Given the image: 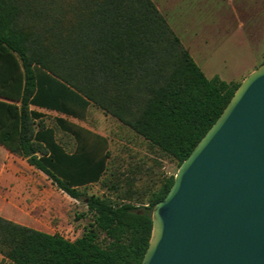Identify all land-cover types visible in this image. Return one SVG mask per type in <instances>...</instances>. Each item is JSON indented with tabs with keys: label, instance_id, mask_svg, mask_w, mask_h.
I'll use <instances>...</instances> for the list:
<instances>
[{
	"label": "trees",
	"instance_id": "trees-1",
	"mask_svg": "<svg viewBox=\"0 0 264 264\" xmlns=\"http://www.w3.org/2000/svg\"><path fill=\"white\" fill-rule=\"evenodd\" d=\"M240 82L208 79L152 0H0V144L25 158L91 221L68 241L0 217L9 264H140L153 206L84 194L108 170L105 137L80 129L68 155L30 106L83 119L92 105L181 162L220 116ZM38 120V121H35Z\"/></svg>",
	"mask_w": 264,
	"mask_h": 264
},
{
	"label": "water",
	"instance_id": "water-1",
	"mask_svg": "<svg viewBox=\"0 0 264 264\" xmlns=\"http://www.w3.org/2000/svg\"><path fill=\"white\" fill-rule=\"evenodd\" d=\"M151 221L140 264H264V63L181 162Z\"/></svg>",
	"mask_w": 264,
	"mask_h": 264
},
{
	"label": "rangeland",
	"instance_id": "rangeland-1",
	"mask_svg": "<svg viewBox=\"0 0 264 264\" xmlns=\"http://www.w3.org/2000/svg\"><path fill=\"white\" fill-rule=\"evenodd\" d=\"M175 5L167 20L183 44L195 47L201 62L194 60L208 76L241 82L264 63V0H176ZM86 116L85 127L108 140V170L100 182L80 190L116 201L127 197L136 206H146L150 194L176 173V161L100 109L91 106ZM54 118L53 113L46 114L44 126L54 125ZM65 199L66 222L71 227L54 231L74 241L92 218L83 198ZM0 264L9 263L0 256Z\"/></svg>",
	"mask_w": 264,
	"mask_h": 264
},
{
	"label": "crops",
	"instance_id": "crops-1",
	"mask_svg": "<svg viewBox=\"0 0 264 264\" xmlns=\"http://www.w3.org/2000/svg\"><path fill=\"white\" fill-rule=\"evenodd\" d=\"M152 1L167 20L166 14L170 13V7L173 8L176 0ZM167 23L169 24L168 20ZM169 26L174 31V28L170 24ZM174 33L177 35L175 31ZM178 38L182 43L181 38L179 36ZM182 45L188 50L193 60L196 59L198 63L201 62L197 58L198 53L195 51V47L190 48V42H184ZM204 75L208 79L215 77L211 74L208 76V74L204 73ZM237 79L225 82H237ZM91 106L92 105L87 108L83 119L35 106H30L29 109L42 115L38 120H41L43 124L46 114L53 113L55 115L54 125H45V128H49L53 131L55 142L68 155H73L76 154L79 149L76 137L82 135L80 129L95 133L84 125V120H86L87 117L86 114ZM59 137L62 138V141L59 140ZM81 188L83 187H80V189ZM66 196L65 193L58 190L51 183L46 175L29 165L25 158L10 152L6 147L0 144V217L45 233L58 234L56 233L57 230L71 227L67 226L66 222L67 215L64 208ZM68 198L76 202V200L69 196Z\"/></svg>",
	"mask_w": 264,
	"mask_h": 264
},
{
	"label": "built area",
	"instance_id": "built-area-1",
	"mask_svg": "<svg viewBox=\"0 0 264 264\" xmlns=\"http://www.w3.org/2000/svg\"><path fill=\"white\" fill-rule=\"evenodd\" d=\"M65 239V238H64Z\"/></svg>",
	"mask_w": 264,
	"mask_h": 264
}]
</instances>
